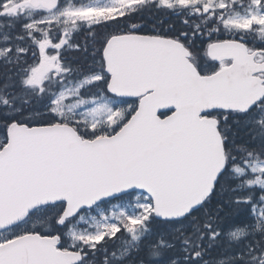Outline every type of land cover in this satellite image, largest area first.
Returning a JSON list of instances; mask_svg holds the SVG:
<instances>
[{
	"label": "snow or ice",
	"instance_id": "obj_1",
	"mask_svg": "<svg viewBox=\"0 0 264 264\" xmlns=\"http://www.w3.org/2000/svg\"><path fill=\"white\" fill-rule=\"evenodd\" d=\"M0 264H264V0H0Z\"/></svg>",
	"mask_w": 264,
	"mask_h": 264
},
{
	"label": "flooded vegetation",
	"instance_id": "obj_2",
	"mask_svg": "<svg viewBox=\"0 0 264 264\" xmlns=\"http://www.w3.org/2000/svg\"><path fill=\"white\" fill-rule=\"evenodd\" d=\"M82 39H83L82 35H77V36L75 37V39H74V42H79V43L82 44ZM73 52L75 53V54H74V55H75L74 60H73L72 57H71V54H72ZM73 52H70V53L67 54V55L69 56V58H70L71 60H73V61L81 60V59L83 58V56H84V53H83V52H75V51H73Z\"/></svg>",
	"mask_w": 264,
	"mask_h": 264
},
{
	"label": "trees",
	"instance_id": "obj_3",
	"mask_svg": "<svg viewBox=\"0 0 264 264\" xmlns=\"http://www.w3.org/2000/svg\"><path fill=\"white\" fill-rule=\"evenodd\" d=\"M149 27H150V25H149Z\"/></svg>",
	"mask_w": 264,
	"mask_h": 264
}]
</instances>
